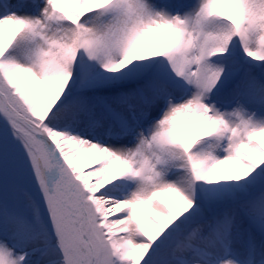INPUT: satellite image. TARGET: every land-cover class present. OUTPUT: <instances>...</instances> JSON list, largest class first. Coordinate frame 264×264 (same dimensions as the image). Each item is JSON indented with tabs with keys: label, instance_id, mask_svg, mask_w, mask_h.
I'll use <instances>...</instances> for the list:
<instances>
[{
	"label": "snow or ice",
	"instance_id": "6c2138e0",
	"mask_svg": "<svg viewBox=\"0 0 264 264\" xmlns=\"http://www.w3.org/2000/svg\"><path fill=\"white\" fill-rule=\"evenodd\" d=\"M0 264H264V0H0Z\"/></svg>",
	"mask_w": 264,
	"mask_h": 264
},
{
	"label": "rangeland",
	"instance_id": "374dc122",
	"mask_svg": "<svg viewBox=\"0 0 264 264\" xmlns=\"http://www.w3.org/2000/svg\"><path fill=\"white\" fill-rule=\"evenodd\" d=\"M87 158H88V154H81L76 158L77 164H82Z\"/></svg>",
	"mask_w": 264,
	"mask_h": 264
},
{
	"label": "bare ground",
	"instance_id": "6f19581e",
	"mask_svg": "<svg viewBox=\"0 0 264 264\" xmlns=\"http://www.w3.org/2000/svg\"><path fill=\"white\" fill-rule=\"evenodd\" d=\"M75 163H77V159L75 160Z\"/></svg>",
	"mask_w": 264,
	"mask_h": 264
}]
</instances>
